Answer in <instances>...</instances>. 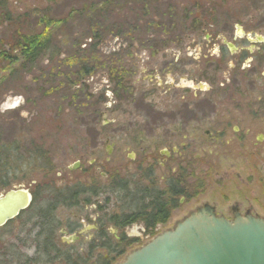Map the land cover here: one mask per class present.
I'll return each instance as SVG.
<instances>
[{
    "label": "rangeland",
    "instance_id": "374dc122",
    "mask_svg": "<svg viewBox=\"0 0 264 264\" xmlns=\"http://www.w3.org/2000/svg\"><path fill=\"white\" fill-rule=\"evenodd\" d=\"M256 3L257 0H7L0 7L1 141L14 144L13 150L18 149L22 158L37 148L48 160L37 164L34 158L33 162L11 160L0 173L5 176L8 169L11 182V188L0 189V195L24 188L35 197L30 210L1 230L0 264H24V256H41L35 244L40 246L48 230L51 232V227L46 226L38 237L39 226L45 222L42 216L46 201L50 203L54 193H67L68 189L95 192L83 193L75 207L55 210L53 216L59 226L52 233L53 242L68 257L48 259L44 264H99L101 258L107 260L115 255L93 246L101 227L114 243L122 244L124 237L138 239L143 245L151 239L152 232L172 229L205 201L224 217L234 202L241 207L249 205L253 214L264 220V184L261 188L256 182L237 192L234 173L243 177L251 174L237 164L234 172L226 174L221 189L214 183L210 189L192 185V178L187 177V197L179 213L149 234L141 222L123 228L109 222L114 215L138 213L145 207L147 199L141 197L148 189L143 178L147 176V155L178 142L168 131L174 121L163 117L174 116L176 110L175 39L183 12L201 5L216 11L218 20L229 14L239 19ZM24 36H41L49 42L48 49L33 64L23 62L18 51L13 50ZM86 66L92 70L88 76H84ZM119 77L127 84L128 93L116 85ZM261 96L264 100V93ZM161 174L155 171L157 185ZM127 176L137 184L129 185L128 190L118 189L120 181L116 179ZM259 181L264 182V172ZM46 223L49 226L51 222ZM99 243L96 240L94 244ZM44 257H40V264L47 260Z\"/></svg>",
    "mask_w": 264,
    "mask_h": 264
},
{
    "label": "flooded vegetation",
    "instance_id": "af4514ba",
    "mask_svg": "<svg viewBox=\"0 0 264 264\" xmlns=\"http://www.w3.org/2000/svg\"><path fill=\"white\" fill-rule=\"evenodd\" d=\"M6 1L0 0V7ZM223 17L218 20L213 9L194 5L178 22L175 117H163L174 121L168 131L178 142L145 159L147 176L141 174L148 189L143 191L147 199L143 209L150 219L166 215L169 221L179 213L187 197V177L192 178V185L210 189L214 183L220 188L226 174L241 164L251 174L234 173L237 192L256 182L261 188L264 184L259 181L264 172V0H257L239 19L230 14ZM157 169L162 172L158 185ZM129 177L117 178V188L135 185ZM204 205L218 215L214 205L206 201ZM225 214L219 216L228 220L236 215L258 217L251 206L241 207L237 202ZM19 217L0 227V232Z\"/></svg>",
    "mask_w": 264,
    "mask_h": 264
},
{
    "label": "water",
    "instance_id": "95a60500",
    "mask_svg": "<svg viewBox=\"0 0 264 264\" xmlns=\"http://www.w3.org/2000/svg\"><path fill=\"white\" fill-rule=\"evenodd\" d=\"M31 202L32 195L24 188L1 194L0 227ZM117 264H264V220L240 215L227 220L204 205Z\"/></svg>",
    "mask_w": 264,
    "mask_h": 264
},
{
    "label": "trees",
    "instance_id": "16d2710c",
    "mask_svg": "<svg viewBox=\"0 0 264 264\" xmlns=\"http://www.w3.org/2000/svg\"><path fill=\"white\" fill-rule=\"evenodd\" d=\"M40 37L41 36H31V37L24 36L23 38L20 39L19 42L17 40V45L13 47V50L18 51L19 57L23 60V62L33 64L43 54V52L48 49V45H49L48 39L43 40ZM93 48H95V46ZM83 71H84V76H88L92 73V70H90L89 67L87 68V66L86 68L83 69ZM116 81H120V82H116ZM116 81H115L116 85L118 86L120 85L119 89H121V92L128 93L129 90L126 87L127 84H125L123 80H120V77ZM13 145H8V144H5L3 141H1V134H0V173L4 171L6 167L5 166L6 163H9V161L11 160H15L16 162V161H23V160L30 161L31 159V162H33V158H34L36 160L34 162L37 164V162L42 163V161H45L44 159H46L43 157L44 154H42L40 150H37V148H35V150L33 148L32 151L27 153L26 157L22 158V156L19 154L18 149L16 151L13 150L12 148ZM39 152L41 153V155H39ZM13 153L17 155H13ZM30 153H31V156H30ZM46 161L48 160L46 159ZM8 173H9L8 169H6L5 176H0V189L1 190L11 188V182L10 180H8V177H7ZM2 179H6V181L2 182ZM127 185L128 184L125 183L123 188L126 187L127 189L128 187ZM41 187H46V186H40V189H44ZM74 187H72V189ZM110 188L112 189V187ZM63 192H66V191H62V192L57 191L56 193H54L50 203H48L45 199L46 205L44 206V215L42 216V220H44L45 222L44 224H41L39 226L38 237L41 238L43 234L42 232H44L47 227H51V232H49L48 230V235H46L42 239L40 246L35 244L38 250L41 249L42 251L41 256L45 255L46 257L44 258L47 259L45 260V262L42 261L41 264L48 263L49 262L48 259H51L52 261V260L57 259L58 257H68L66 254V251L61 252L62 251L61 249L58 250L56 243L54 244L53 242L52 233L54 230L56 232L57 226H59V223L58 224L56 223V220L53 216L55 210L58 207H70V206L75 207L81 198L80 196L83 193H89L92 195L93 192H95V189H92L89 191H86V189H83L81 191H72L71 189H68L67 193H63ZM125 197H128V194ZM147 197L149 198L150 196H147ZM141 199H146V195L143 194ZM34 200H35V197L32 196V203L27 210L31 209ZM85 201L87 203V200ZM143 208L138 213H131V214L122 215V216L114 215L109 219V222L115 225L116 227H122V228L133 225L138 222H141L143 223L147 234L151 233L152 229L154 228L156 224H164L167 222L166 215L163 216V218L161 217L160 219H156V218L150 219V217L145 214ZM24 212H22L20 216ZM155 212L157 215H159L160 213L158 209ZM46 222H51V223L48 226L47 225L48 223ZM52 225L54 228H52ZM106 236H107V233L105 232V229L101 227L96 239H94L95 241L99 240L100 243L98 245H95L94 244L95 241H93L92 244L93 246H96L100 249H106L112 253L115 252V255L107 260L106 258L105 259L101 258L99 264H115L124 254H126V250H130L135 246H139L140 244L138 239L126 240L124 237L120 240L122 244L114 243L112 240L108 239ZM33 240L32 242L35 243ZM47 254H51L53 258H50V256H48ZM41 256H37L36 254L35 257L32 259H28L26 256H24L25 258L23 262L24 264H40ZM83 263L87 264L86 262H83Z\"/></svg>",
    "mask_w": 264,
    "mask_h": 264
},
{
    "label": "bare ground",
    "instance_id": "6f19581e",
    "mask_svg": "<svg viewBox=\"0 0 264 264\" xmlns=\"http://www.w3.org/2000/svg\"><path fill=\"white\" fill-rule=\"evenodd\" d=\"M13 106H16V102L14 103V105H13ZM13 106H12V107H13Z\"/></svg>",
    "mask_w": 264,
    "mask_h": 264
}]
</instances>
